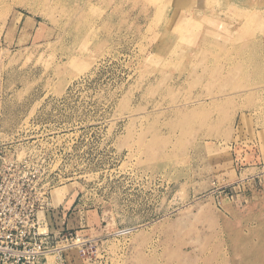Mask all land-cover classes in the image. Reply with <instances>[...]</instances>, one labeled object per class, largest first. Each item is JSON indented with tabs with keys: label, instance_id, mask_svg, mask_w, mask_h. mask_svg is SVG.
Here are the masks:
<instances>
[{
	"label": "rangeland",
	"instance_id": "1",
	"mask_svg": "<svg viewBox=\"0 0 264 264\" xmlns=\"http://www.w3.org/2000/svg\"><path fill=\"white\" fill-rule=\"evenodd\" d=\"M200 1L0 0V165L56 208L39 264H264V39L222 71L240 7Z\"/></svg>",
	"mask_w": 264,
	"mask_h": 264
},
{
	"label": "built area",
	"instance_id": "2",
	"mask_svg": "<svg viewBox=\"0 0 264 264\" xmlns=\"http://www.w3.org/2000/svg\"><path fill=\"white\" fill-rule=\"evenodd\" d=\"M40 175L30 159L0 165V264H39L51 248L49 221L56 208Z\"/></svg>",
	"mask_w": 264,
	"mask_h": 264
},
{
	"label": "bare ground",
	"instance_id": "3",
	"mask_svg": "<svg viewBox=\"0 0 264 264\" xmlns=\"http://www.w3.org/2000/svg\"><path fill=\"white\" fill-rule=\"evenodd\" d=\"M223 1H224V3L231 2L235 8L240 7L237 10V14H240V16H242V19L241 18L238 19L237 17H235V19H233V20L229 19V20H223L221 22H218L219 24L225 25L224 28H222L219 31V34H218L219 36L213 34L211 31H209L207 33L208 37H209L208 38L209 41L207 42V45L204 46V48L212 49V45H214L215 39H217L221 42V48H223V47L225 48V46L222 45L224 42H231L232 46L238 47L235 50L234 54L232 53L233 55L231 57L228 55H225L226 50L225 51H222V50L218 51V54H217L218 62H216V63L220 66L222 71L224 69L228 68V62H231V61L235 62L233 60V58H235V56H238L239 58H243L244 56L248 57L249 52L246 50H248V48L251 45H258V44H260V46L262 45V42H263L262 38L261 37L257 38L259 35V34H257V32L263 30V28H264V26H263V28L260 27L262 24H264V0H223ZM242 1H245V3H242ZM200 2L202 3V0ZM189 9H191V10H189ZM188 10L191 11L188 13L189 15H191V13H193L195 11L194 8L192 9L189 7H188ZM217 14L221 15V12H217ZM182 16H184V15H182ZM188 16L186 15V17H188ZM234 25L237 26V29L234 27ZM241 29H243L244 32L246 31L245 35L238 34V32H240ZM180 39L182 40L183 43L187 44V46L185 45V46H183V48H187L186 50H189L190 47L188 46L187 42L191 41V37L190 36H184V34H182L180 36ZM241 42L243 43L244 46L242 45ZM231 45H230V47H231ZM176 46H177V43H176ZM173 47H172V50L174 51V53L176 51L175 54H177V56H178V50H177L178 46L175 48V45H173ZM243 47H245V48L243 49ZM186 50H181V54L185 53ZM175 54H172V55H175ZM240 62H241V60H240ZM222 63L226 64L225 65L226 68L223 66ZM247 80H248V78H246V81ZM250 89L251 88H248L246 91H248ZM255 90L261 91L262 89H261V87H259V88H256ZM50 260L51 259H49V261Z\"/></svg>",
	"mask_w": 264,
	"mask_h": 264
},
{
	"label": "crops",
	"instance_id": "4",
	"mask_svg": "<svg viewBox=\"0 0 264 264\" xmlns=\"http://www.w3.org/2000/svg\"><path fill=\"white\" fill-rule=\"evenodd\" d=\"M263 39H264V36H263V38H262V41H263Z\"/></svg>",
	"mask_w": 264,
	"mask_h": 264
}]
</instances>
